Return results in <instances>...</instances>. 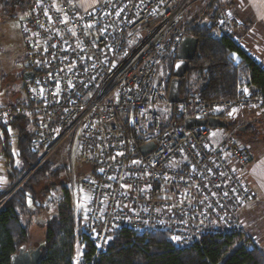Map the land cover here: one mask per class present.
Segmentation results:
<instances>
[{"label": "built area", "instance_id": "obj_1", "mask_svg": "<svg viewBox=\"0 0 264 264\" xmlns=\"http://www.w3.org/2000/svg\"><path fill=\"white\" fill-rule=\"evenodd\" d=\"M189 3L99 0L76 8L70 0H33L21 22L25 72L34 73L23 82L31 149L50 152L69 140L71 156L83 160L77 183L83 256L88 242L105 252L122 229L164 232L177 247L242 231L244 212L257 201L251 152L236 136V119L245 110L264 117V94L245 79L234 98L170 101V67L193 17ZM213 25L215 36L246 50L231 8H221ZM13 113V105L0 106V128ZM190 118H221L227 127L188 128ZM149 143L154 147L144 154L141 146ZM5 163L0 153V193Z\"/></svg>", "mask_w": 264, "mask_h": 264}, {"label": "trees", "instance_id": "obj_2", "mask_svg": "<svg viewBox=\"0 0 264 264\" xmlns=\"http://www.w3.org/2000/svg\"><path fill=\"white\" fill-rule=\"evenodd\" d=\"M32 1L24 0L27 9ZM1 2L9 10L21 0ZM203 5L186 24L184 36L197 38L198 47L181 79V95L200 94L208 100L234 98L245 79L264 94V66L231 37L214 35L217 12L231 6L232 1L207 0ZM29 102L24 95V102L5 104L13 105L14 113L0 128V153L7 166L5 187L0 193V264H11L13 255L30 242L34 217L47 211V200L64 170L55 169L48 160L40 163V152L31 149L33 123L25 109ZM79 224L71 206L60 207L46 223L37 264H75ZM81 264H264V248L245 237L243 231L177 247L164 232L122 229L103 253H96L95 246L88 242Z\"/></svg>", "mask_w": 264, "mask_h": 264}, {"label": "rangeland", "instance_id": "obj_3", "mask_svg": "<svg viewBox=\"0 0 264 264\" xmlns=\"http://www.w3.org/2000/svg\"><path fill=\"white\" fill-rule=\"evenodd\" d=\"M98 1L99 0H97V2ZM204 1L207 0H189L190 3L187 14L189 15L190 12V16L197 15L204 6ZM70 3L76 8H81L79 2L76 0H70ZM2 4L3 3L0 4V106L24 102L25 92L23 90L22 74L25 71V35L21 22L25 21L28 16L24 0L15 4L9 12H7V9L3 10V8H1ZM244 31H247L248 34L246 35V32L242 33L239 31H234V34L239 39V42L245 45L247 52L253 57L260 59V61H258L262 64L264 58L261 56L264 55V44H262V41L256 42L260 44H252V42H255V35L252 33V28L250 29L249 27L248 29V27H246ZM255 45H258L259 48H255ZM236 136L238 139H241L239 138V134H236ZM47 152L48 151L45 150L40 151V163H44L48 160L53 163L55 169L64 168V170L62 171L60 179L57 180L58 186L52 191L47 200V210L49 211L34 217V234L30 242L25 246L26 248H36L43 242L44 238L41 227L43 226V229H45L46 223L49 221L51 215L57 213L60 207L69 205L74 209L76 215L79 213L80 205L78 204V199L80 195L77 193V183L81 174L85 171L82 165L83 160L79 157L71 156L72 150L69 140L58 145L52 151ZM246 222L247 224L244 230H242L243 232L246 229L248 230L247 233L244 232L245 237L249 234L251 240H253L255 244L264 248V239L252 238V226L248 224V221ZM76 247V254L74 256L75 264H81L84 251L78 244Z\"/></svg>", "mask_w": 264, "mask_h": 264}, {"label": "crops", "instance_id": "obj_4", "mask_svg": "<svg viewBox=\"0 0 264 264\" xmlns=\"http://www.w3.org/2000/svg\"><path fill=\"white\" fill-rule=\"evenodd\" d=\"M76 1L79 2L81 7H90L97 2V0ZM231 1L232 5L227 7L231 8L233 11L235 18L234 31H239L242 33L246 32L245 34L247 35V31L249 30L246 29L247 31H244V29L246 27L249 29L250 27V29L252 28V33L255 35V42H252V44H260L256 43L257 41H262V44H264V0ZM1 6L3 10L6 9L5 6ZM10 10H12V7L7 12ZM255 48H259V46L255 45ZM261 57L264 58V55ZM262 65L264 66V61H262ZM236 123L239 127L237 135L239 134V138L242 139L239 140L248 146L251 152V160L249 164V181L252 190L257 195L256 203L250 209L244 212L246 218H244L245 225L247 224L246 221H248V224L252 226V238L255 237L262 240L264 239V117L258 116L254 110H245L236 119ZM6 171L7 166H2L1 178L3 181L5 180L4 176ZM48 211L49 210L46 212ZM54 215H56V213L52 214L51 217ZM41 228L43 235V226ZM32 232L34 234L33 229ZM244 232L247 233L248 230L246 229ZM247 237H250V235L247 234Z\"/></svg>", "mask_w": 264, "mask_h": 264}, {"label": "water", "instance_id": "obj_5", "mask_svg": "<svg viewBox=\"0 0 264 264\" xmlns=\"http://www.w3.org/2000/svg\"><path fill=\"white\" fill-rule=\"evenodd\" d=\"M198 40L193 36H183L179 51L177 54V60L173 66V79L171 80L169 88L170 101L174 103L184 101V97L181 95L180 83L181 79L186 75L190 69V62L193 60L197 53ZM178 65V66H177ZM34 73L32 71H26L23 74L24 79L32 78ZM196 125H209L210 127H227V123L221 118L210 119H196L190 118L186 121V126L192 127ZM154 147L153 143L145 144L141 146V151L146 154ZM43 244L36 248L22 247L16 254L13 255L11 264H37L42 253Z\"/></svg>", "mask_w": 264, "mask_h": 264}, {"label": "snow or ice", "instance_id": "obj_6", "mask_svg": "<svg viewBox=\"0 0 264 264\" xmlns=\"http://www.w3.org/2000/svg\"><path fill=\"white\" fill-rule=\"evenodd\" d=\"M161 2H163V0H161ZM46 14H47V13H46ZM228 15H229V16L232 15L231 11L228 12ZM223 22H224V21H221V23H223ZM232 56H233L234 58H237V57H238V54H237V53H232ZM177 66H178V65H177ZM161 74H162V73H161ZM243 91L246 93V92H248V89H247V88H244ZM216 110L219 111V110H221V109L219 108V106H217ZM237 111H238V109L233 108L230 112H228V115H229V116H233ZM9 131H11V129H9ZM213 135H214V134H213ZM120 155H122V154H120ZM133 163H136V162L134 161ZM17 164H19V161H17ZM233 191H235V189H233ZM28 203H29V205L31 206V203H32L31 198H29ZM241 203H243V201H241ZM172 239L179 240V239H181V238L178 237V236H174V237H172Z\"/></svg>", "mask_w": 264, "mask_h": 264}, {"label": "flooded vegetation", "instance_id": "obj_7", "mask_svg": "<svg viewBox=\"0 0 264 264\" xmlns=\"http://www.w3.org/2000/svg\"><path fill=\"white\" fill-rule=\"evenodd\" d=\"M176 60H177V58L175 59V60H172V63L174 64L175 62H176ZM25 72V71H24ZM24 72H23V74H24ZM22 74V75H23ZM22 78H24L23 76H22Z\"/></svg>", "mask_w": 264, "mask_h": 264}]
</instances>
